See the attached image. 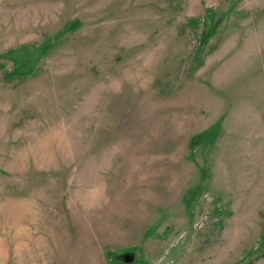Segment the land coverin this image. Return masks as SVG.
Here are the masks:
<instances>
[{
	"label": "rangeland",
	"instance_id": "rangeland-1",
	"mask_svg": "<svg viewBox=\"0 0 264 264\" xmlns=\"http://www.w3.org/2000/svg\"><path fill=\"white\" fill-rule=\"evenodd\" d=\"M0 264H264V0H0Z\"/></svg>",
	"mask_w": 264,
	"mask_h": 264
}]
</instances>
